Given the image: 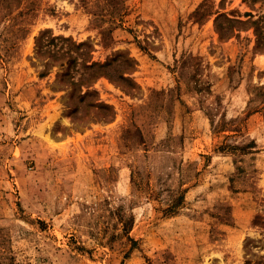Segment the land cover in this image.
<instances>
[{
	"label": "rangeland",
	"instance_id": "rangeland-1",
	"mask_svg": "<svg viewBox=\"0 0 264 264\" xmlns=\"http://www.w3.org/2000/svg\"><path fill=\"white\" fill-rule=\"evenodd\" d=\"M263 22L0 0V264H264Z\"/></svg>",
	"mask_w": 264,
	"mask_h": 264
},
{
	"label": "trees",
	"instance_id": "trees-1",
	"mask_svg": "<svg viewBox=\"0 0 264 264\" xmlns=\"http://www.w3.org/2000/svg\"><path fill=\"white\" fill-rule=\"evenodd\" d=\"M227 22H229L230 24L233 23L232 20H229L227 18H225ZM250 24H253L254 26H257L259 24V21L258 22H250ZM264 24V22H263ZM46 34L45 32L42 33V35ZM222 35V34H220ZM229 34H227L225 37H228ZM255 36H256V44H255V50H258V51H261V50H264V27H262L261 29L259 28H256L255 29ZM59 39H63L65 40L64 38L62 37H58ZM57 38V39H58ZM42 39V37L38 38L37 39V42H40V40ZM54 39V38H52ZM86 45L85 44H78L77 47L78 48H81V47H85ZM73 63L75 62V59L74 58H71V60ZM96 65L94 63H91L89 66H86L85 68H94ZM100 72H93L92 75L93 77H97V76H100L99 74Z\"/></svg>",
	"mask_w": 264,
	"mask_h": 264
}]
</instances>
